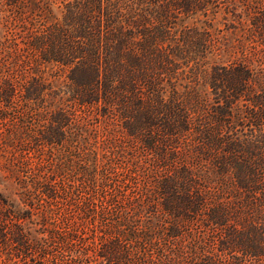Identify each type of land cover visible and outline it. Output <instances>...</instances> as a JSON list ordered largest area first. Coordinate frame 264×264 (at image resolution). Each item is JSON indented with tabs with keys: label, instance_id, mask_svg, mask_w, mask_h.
I'll use <instances>...</instances> for the list:
<instances>
[{
	"label": "trees",
	"instance_id": "trees-1",
	"mask_svg": "<svg viewBox=\"0 0 264 264\" xmlns=\"http://www.w3.org/2000/svg\"><path fill=\"white\" fill-rule=\"evenodd\" d=\"M54 3L0 53V114L52 149L93 138L110 154L93 149L91 186L26 162L43 226L1 197L0 264H264V0ZM237 41L211 70L190 54ZM106 165L122 168L113 186Z\"/></svg>",
	"mask_w": 264,
	"mask_h": 264
},
{
	"label": "rangeland",
	"instance_id": "rangeland-1",
	"mask_svg": "<svg viewBox=\"0 0 264 264\" xmlns=\"http://www.w3.org/2000/svg\"><path fill=\"white\" fill-rule=\"evenodd\" d=\"M54 1L53 8L58 11L59 9H64L65 4L68 2L73 3L74 0H0V53L4 56L8 55V50H10L9 46L13 42L12 34L15 35V40L17 42H21L23 36L27 32L24 27V24L27 27H30L32 22H36L40 18L46 15L47 2ZM224 6L222 7L221 12L216 15V27L224 30ZM41 14V15H40ZM212 17V16H211ZM25 20V23L22 24L21 20ZM197 19L206 20L207 18L203 15L196 16V18H187L181 21L182 25H193V22ZM199 22L197 25H202ZM178 29L181 30L180 26ZM181 32L177 33V36H180ZM222 33L215 34L220 38L223 36ZM239 44L237 41V48L229 51H215L214 53H208L205 57H201L197 54L196 47H192V52L190 53L193 57H196L195 61H198L199 64L204 62H208L207 66L209 70L214 64L217 63H228L232 60L240 58L242 55L241 51L236 53V50H241L238 48ZM194 50V51H193ZM235 50V53H231ZM191 61L189 67L196 66V62ZM205 68V67H202ZM188 70V69H187ZM199 70H193V74H191L192 78L197 79L200 83H203L202 79L198 78L196 75L200 74ZM189 74V75H190ZM195 74V75H194ZM243 108V107H242ZM245 108V107H244ZM244 110V109H243ZM6 114H0V198L6 199L8 204H12L15 206V210L19 212L21 215L25 216L26 222H28L33 228L39 229L42 227V216L41 209L37 208V204L35 202L32 205V197L36 196L38 193L36 188L34 187L35 181L31 179L30 167L26 166V162L30 163L31 167L35 166V163L40 159V157L44 158V164L46 166L51 167V172L54 178L57 179L58 185L60 183L66 185L72 183L73 185L85 186L93 185L92 179L101 181V174H98L101 169L98 168L99 171H95L93 167V149L96 150V153L101 156V162L106 164L107 159L103 158V155L110 154V148L102 142L95 143V139L91 138L89 143L84 139H81V143L79 147L75 149L63 150V148H50L48 145L41 144L38 131L35 132L36 136H29V129H27V124L22 126L20 120H12V117L5 118ZM99 117V116H98ZM101 118V116H100ZM44 122V121H43ZM96 125L98 126L101 122L94 120ZM41 124V123H40ZM37 126L36 128H44ZM247 130V128H246ZM87 143V144H86ZM82 144V145H81ZM92 144V146H89ZM96 144V145H95ZM86 145V146H85ZM73 150V151H71ZM71 151V152H70ZM128 152L125 153V160L129 159ZM101 164V163H100ZM108 168V182L114 185L115 174L118 171H122V168H113L111 165H106ZM63 179V182H62ZM91 182V184H90ZM113 188V187H112ZM28 189L30 191H28ZM88 189V187H87ZM121 191L126 195H130L131 191L129 187L123 186L121 187ZM83 194V193H82ZM81 194V195H82ZM46 197V195H44ZM33 206V207H32ZM57 207V206H55ZM129 208V207H128ZM64 211V210H61ZM160 213V211L158 212ZM154 214V212H151ZM145 221L147 219L148 213L144 212ZM164 215L163 218L168 217L170 220V215L167 213L159 214ZM151 217H154L151 215ZM156 217V216H155ZM58 221H61L57 218ZM99 224L101 228L102 222H96ZM91 226V227H90ZM94 224H89L85 227V236L87 239L91 240L96 233L93 232L92 227ZM41 235V234H40ZM37 236V233H35ZM5 257L6 253L0 251ZM102 261V260H101ZM95 264H97L94 261ZM99 264H107L106 261L100 262Z\"/></svg>",
	"mask_w": 264,
	"mask_h": 264
}]
</instances>
